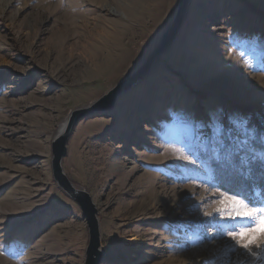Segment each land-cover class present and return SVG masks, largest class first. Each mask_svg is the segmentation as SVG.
<instances>
[{"label":"rangeland","instance_id":"rangeland-1","mask_svg":"<svg viewBox=\"0 0 264 264\" xmlns=\"http://www.w3.org/2000/svg\"><path fill=\"white\" fill-rule=\"evenodd\" d=\"M116 1L79 16L80 28L96 14L109 19L99 20L104 25L130 22L137 0ZM178 1L165 0L152 31L97 68L105 59L59 30L62 13L49 0H0V264H84L87 225L53 179L51 143L72 110L147 57ZM89 152L105 156L100 171L91 173L97 162L87 165ZM261 153L264 0H191L150 73L111 109L75 123L62 169L98 210L99 264H249L253 258L230 251L234 241L222 234L243 222L214 208L217 188L228 191L227 170L246 172L249 160L264 168ZM243 193L264 199L258 188Z\"/></svg>","mask_w":264,"mask_h":264},{"label":"water","instance_id":"water-1","mask_svg":"<svg viewBox=\"0 0 264 264\" xmlns=\"http://www.w3.org/2000/svg\"><path fill=\"white\" fill-rule=\"evenodd\" d=\"M191 0H179L172 20L163 31L155 48L132 71L127 73L115 85L109 88L102 96L90 104L72 110L66 119L65 129L56 134L51 143V170L57 185L79 206L88 229V244L85 250L84 264H99L104 256L100 243L98 226V210L90 194L76 187L62 169V159L67 154V143L75 123L81 118L93 113L111 109L118 98L132 89L139 81L145 78L153 69L157 59L164 54L177 38L184 23Z\"/></svg>","mask_w":264,"mask_h":264},{"label":"bare ground","instance_id":"bare-ground-1","mask_svg":"<svg viewBox=\"0 0 264 264\" xmlns=\"http://www.w3.org/2000/svg\"><path fill=\"white\" fill-rule=\"evenodd\" d=\"M63 3L64 6L55 7L52 2H56L55 0H49V4L51 7V11L62 13V16L58 18L61 20L60 28L61 31H70L75 41V45L77 44L82 49H86L89 51L90 55H93L94 59L104 58L105 63H98L97 68L101 66L110 64L113 55L118 54L122 51L124 46L131 42V40L139 34L150 33L152 31L149 30V23L151 20H159L161 11L163 10V0H137L136 9L131 12L128 20L130 22L126 24H120L114 22L112 24L104 25L99 20H109L101 15H94L93 18H88L87 20H92L91 25L88 29L83 30L80 28V24L76 20H78L79 16L85 15V13H95L98 9L100 3L105 0H58ZM116 1V0H115ZM117 2V1H116ZM136 2V1H135ZM126 9V8H125ZM126 11V10H125ZM70 20L68 23L66 21ZM152 24H150L151 28ZM102 28V29H99ZM96 30H102V33H98V35H102L101 39H95L91 43L89 40L92 39V35ZM147 31V33H146ZM85 40V43L81 42ZM95 42V43H94ZM66 125V121L60 126L59 132L60 134L64 131ZM97 152V151H95ZM91 152L86 154L87 165L91 168L94 162H97V168L92 169L91 173L95 172V170L100 171L101 167L105 163L104 155L103 157L98 156L94 158L90 156ZM98 154V153H97ZM95 155V154H94ZM90 156V157H89Z\"/></svg>","mask_w":264,"mask_h":264},{"label":"snow or ice","instance_id":"snow-or-ice-1","mask_svg":"<svg viewBox=\"0 0 264 264\" xmlns=\"http://www.w3.org/2000/svg\"><path fill=\"white\" fill-rule=\"evenodd\" d=\"M261 158L264 159V153H261ZM217 193L219 200L214 211L233 221L240 218L243 222L234 223L228 231L222 233L234 241V245H228L229 250H242L253 258L249 264H255L256 260L264 261V199L255 200L243 192L220 191L219 188Z\"/></svg>","mask_w":264,"mask_h":264},{"label":"trees","instance_id":"trees-1","mask_svg":"<svg viewBox=\"0 0 264 264\" xmlns=\"http://www.w3.org/2000/svg\"><path fill=\"white\" fill-rule=\"evenodd\" d=\"M203 95V94H202ZM248 165L246 172H236V169L227 170L229 173L222 178V186L232 192H243L246 188L252 190L258 188L260 195L264 196V168L260 161H253ZM221 182V180H220Z\"/></svg>","mask_w":264,"mask_h":264}]
</instances>
